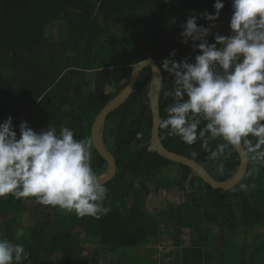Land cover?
Wrapping results in <instances>:
<instances>
[{"label":"trees","instance_id":"16d2710c","mask_svg":"<svg viewBox=\"0 0 264 264\" xmlns=\"http://www.w3.org/2000/svg\"><path fill=\"white\" fill-rule=\"evenodd\" d=\"M145 1L0 0V123L11 116L17 138L19 124L24 121L36 132L50 126L59 133L68 127L75 139L91 140L96 116L125 88L135 65L153 60L161 69L173 50L177 62L185 58L193 62L199 51L193 50L192 41L187 45L180 42L182 29L171 22L172 10L169 8L164 17L144 18ZM123 21L130 34L118 36ZM52 22L64 29L62 42L46 36ZM197 25L206 27L200 20ZM216 34L229 35V25L213 28L206 38L209 43H214ZM89 73L92 89L87 86ZM150 74L149 67L140 73L130 97L105 121L104 143L116 163L114 177L103 185L107 189L106 212L98 218L79 217L39 204L34 197L0 198V239L24 245L29 257L21 264H85L84 248L79 244L82 237L97 238L104 252L124 250L116 264H143L141 246L159 239L162 224L170 241L161 242L160 250L152 249L153 245L148 248L161 251L159 264H264V163L248 159L241 182L224 192L213 190L189 168L160 157L150 145ZM162 74L165 89H170L173 78ZM109 88L113 90L108 92ZM170 103L171 98L161 90L160 120L166 118L164 108ZM159 138L168 151L195 160L218 181L228 180L238 169L235 151L219 161H209L199 141L187 145L161 128ZM219 142L210 144L214 148ZM192 151L198 153L196 158L190 156ZM90 154L93 171L102 175L107 164L92 142ZM219 163L224 165L222 175L217 171ZM173 167L177 170L167 175ZM154 182L167 190L177 187L186 199L184 206L152 215L147 209L148 184ZM241 184L255 187L241 190ZM195 211L200 226L194 224L198 219L191 217L196 216ZM21 218L28 223L25 229L20 226ZM202 223L222 235L207 234ZM19 229L24 230L22 237L16 235ZM183 232L189 235L188 246L179 254ZM232 234L255 236L254 252L231 241ZM216 240H220V248L205 253L203 247H215ZM149 260L157 259L153 255Z\"/></svg>","mask_w":264,"mask_h":264},{"label":"clouds","instance_id":"9594fccd","mask_svg":"<svg viewBox=\"0 0 264 264\" xmlns=\"http://www.w3.org/2000/svg\"><path fill=\"white\" fill-rule=\"evenodd\" d=\"M213 8V14L200 13L210 22L208 27L198 26L195 15L180 25V42L192 41L193 50L199 51L194 61L177 62L175 50L162 61L161 71L173 79L166 90L158 77L163 95L171 98L159 128L187 145L199 141L209 161L235 151L245 160L264 163V0H231L230 34H216L209 43L206 38L224 3L215 0ZM18 131L19 138L11 116L0 123V198L34 197L39 204L79 217L98 218L107 211L103 207L107 189L90 163V139H75L68 127L59 133L50 126L36 132L24 121ZM216 140L222 142L213 148L210 141ZM197 155L190 153L192 158ZM217 171L224 173L223 163L217 164ZM16 235L22 237L24 230ZM28 257L23 244L0 239V264H21Z\"/></svg>","mask_w":264,"mask_h":264},{"label":"water","instance_id":"95a60500","mask_svg":"<svg viewBox=\"0 0 264 264\" xmlns=\"http://www.w3.org/2000/svg\"><path fill=\"white\" fill-rule=\"evenodd\" d=\"M149 67L151 70L148 90V100L151 112V138L150 145L152 149L162 158L183 165L189 168L195 173L205 184L211 187L215 191H229L235 188L243 179L247 171L248 162L237 152L239 157V166L236 173L226 181H218L214 179L207 170L198 164L195 160L178 155L176 153L168 151L161 143L159 138V98H160V82L158 77L163 81V74L158 64L153 60H145L135 65L128 78V84L120 91L115 97H113L102 110L96 116L93 125L91 127V142L98 155L106 162V171L98 176L99 182L104 185L109 182L115 175L116 163L112 154L105 146L103 134L105 128V121L109 114L118 109L132 94L136 81L140 73Z\"/></svg>","mask_w":264,"mask_h":264},{"label":"rangeland","instance_id":"374dc122","mask_svg":"<svg viewBox=\"0 0 264 264\" xmlns=\"http://www.w3.org/2000/svg\"><path fill=\"white\" fill-rule=\"evenodd\" d=\"M121 26L123 28H122V30H119L118 36L121 33H123L124 35L127 33L130 34L129 33L130 31L128 29V24L126 22H122ZM45 34L48 38L52 39V41H54L56 43L62 42L65 39L64 29L60 26V24H58L56 22H52L48 26ZM91 77H92V73H89L88 74V81H87V86L89 89L90 88L92 89V83L90 81ZM112 90H113L112 88H109L107 91L111 92ZM175 170H177V167H173L171 170H168L166 172V174L172 175V173ZM148 187L150 189V196H149L148 202H147V209L154 216H160L161 211L167 212L169 209H171L173 207H176L178 205L184 206V204L186 203V199L182 196L181 192L175 186H173L167 190V189L161 188L157 182H154L152 184H148ZM185 212H186V209L183 208L181 213L185 214ZM191 217L195 220L198 219L196 222H194V224H197L198 226H200L199 221H201V219H200L199 213L196 212V216L193 214ZM27 224L28 223L26 221H24L23 218H21L20 226L25 229ZM161 226H162V228L160 230L159 239L158 240H155V239L152 240L151 239L148 243L141 246V253L144 255L145 261H146V262H143V264H159L160 259H162L161 251H159V253H156L157 251L155 252V250H153L151 252L152 254H154V257L157 259L153 263L149 260L152 256L151 253L147 254V248L151 247L150 245H153V247H151L152 249L158 248L160 250L161 249V246H160L161 242L170 241L169 238L167 237L168 234H166V232H165L166 227H164L163 224ZM202 226L204 227V231L209 235H212L211 233L215 234L216 237H220L222 235V233L218 229L213 230L209 224H203L202 223ZM196 234H198V233H196ZM188 238H189V235L187 233L183 232L182 238H181V247L178 248V251H180L179 254L182 253V248L188 246V244H187ZM230 239H231V241H233L236 244L245 245L248 252L252 253L255 250L257 239L255 236H253L251 234H249V235L248 234H246V235L232 234L230 236ZM79 244H80V246H82L84 248L83 262L85 264H116L117 259L120 258L125 253L124 250L118 251L117 253L104 252L103 250H101L99 248V241L97 240V238L82 237V240L79 242ZM220 246H221L220 240H216L215 247H203V251L205 253L206 252L208 253V252H210V250H215V249L220 248ZM169 250L172 251L173 249L171 248ZM174 251H176V250H174ZM171 261L174 262V256L172 257Z\"/></svg>","mask_w":264,"mask_h":264},{"label":"crops","instance_id":"0c3cea01","mask_svg":"<svg viewBox=\"0 0 264 264\" xmlns=\"http://www.w3.org/2000/svg\"><path fill=\"white\" fill-rule=\"evenodd\" d=\"M214 2L215 0H146L144 3V18L150 19L155 16L164 17L169 13L170 8L173 12L171 22L174 25H181L186 22L184 19L188 18L190 15L200 17V13L205 10L213 14ZM222 3H224V8L221 10L219 18L214 22L218 29H223L226 25H229V20L232 15L231 0H222ZM199 20L208 27L210 22L201 17L197 19V21ZM122 28L121 26L119 30H122ZM149 253L151 252L147 248V254ZM151 255L153 256L154 254L151 253Z\"/></svg>","mask_w":264,"mask_h":264}]
</instances>
